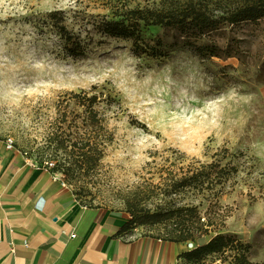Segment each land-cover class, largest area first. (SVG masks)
Segmentation results:
<instances>
[{
	"label": "rangeland",
	"instance_id": "1",
	"mask_svg": "<svg viewBox=\"0 0 264 264\" xmlns=\"http://www.w3.org/2000/svg\"><path fill=\"white\" fill-rule=\"evenodd\" d=\"M147 1L0 0V136L13 138L38 165L54 162L82 202L125 209L131 217L141 207L197 206L211 225H195L188 241L199 245L218 233L234 239L204 260L264 264V21L241 29L239 54L223 58L167 47L173 39L157 27L146 34L162 35L166 54L159 57L139 56L132 39L97 31L104 15ZM53 11L63 12L86 41L84 55L65 52L48 17ZM74 93L113 97L100 104L112 139L100 166L67 177L49 139L61 113L73 125L82 122ZM222 156V165L236 167L224 182L171 193L175 177ZM174 223L138 226L171 237Z\"/></svg>",
	"mask_w": 264,
	"mask_h": 264
},
{
	"label": "trees",
	"instance_id": "2",
	"mask_svg": "<svg viewBox=\"0 0 264 264\" xmlns=\"http://www.w3.org/2000/svg\"><path fill=\"white\" fill-rule=\"evenodd\" d=\"M48 17L60 35L65 52L71 56L84 55L87 43L80 34L69 29L63 12L53 11ZM261 21H264V0H148L145 5L126 9L113 18L104 15L96 22V29L104 36L132 39L134 50L139 56L144 53L153 57L166 54L162 35L147 37L146 32L157 27L163 29V35H171L173 41L167 47L189 48L203 58H223L237 56L238 43H241L237 34L245 26ZM152 41L155 43L152 44ZM74 95L76 104L82 107L79 114L82 122L73 125L68 114L61 113V123L49 139L53 153L59 152L57 163L67 177L82 169L100 166L105 146L112 139L100 104L104 101L110 104L113 97L104 99L97 94ZM222 159L223 156L210 163L194 165L175 177L168 185L171 193L186 187L204 192L210 186L224 182L230 170H236V167L222 165ZM57 169L54 167L52 171ZM139 210L141 213L133 210L134 215L127 227L173 220L178 227L169 238L178 241L191 239L195 225H198L197 229L211 225L210 217L202 221L203 216L198 207L193 205L179 206L171 211H150L145 207ZM182 210L190 214L189 219L185 218ZM233 242L230 235L218 233L209 241L187 251L185 257L189 262L201 264L208 255L224 252Z\"/></svg>",
	"mask_w": 264,
	"mask_h": 264
},
{
	"label": "crops",
	"instance_id": "3",
	"mask_svg": "<svg viewBox=\"0 0 264 264\" xmlns=\"http://www.w3.org/2000/svg\"><path fill=\"white\" fill-rule=\"evenodd\" d=\"M131 218L82 202L0 136V264H195L187 241L127 227Z\"/></svg>",
	"mask_w": 264,
	"mask_h": 264
},
{
	"label": "built area",
	"instance_id": "4",
	"mask_svg": "<svg viewBox=\"0 0 264 264\" xmlns=\"http://www.w3.org/2000/svg\"><path fill=\"white\" fill-rule=\"evenodd\" d=\"M6 141H7V146H8L10 149L15 148V141H14L13 138H11V137H7ZM43 167H44L45 169H47V170H52L53 167H54V162H49V161H47L46 164H45ZM72 236H75V234H72ZM186 245H187V248L190 249V250H192V249H194V248L197 247L196 243L193 242V241H187V244H186ZM202 264H212V262L209 261V260H204V261L202 262Z\"/></svg>",
	"mask_w": 264,
	"mask_h": 264
}]
</instances>
